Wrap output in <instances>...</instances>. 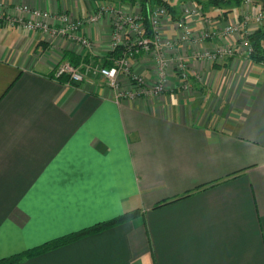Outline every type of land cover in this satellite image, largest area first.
Here are the masks:
<instances>
[{
    "label": "crops",
    "instance_id": "crops-1",
    "mask_svg": "<svg viewBox=\"0 0 264 264\" xmlns=\"http://www.w3.org/2000/svg\"><path fill=\"white\" fill-rule=\"evenodd\" d=\"M97 4L0 0V9L86 16ZM242 5L201 12L225 23ZM110 22L83 25L90 58L105 54ZM193 26L204 30L200 18ZM200 50L178 49L189 87L170 76L157 98L119 99L106 85L56 77L65 54L84 59L74 42L0 24V260L138 210L15 264H264V61L201 63ZM133 69L155 80L148 56Z\"/></svg>",
    "mask_w": 264,
    "mask_h": 264
},
{
    "label": "built area",
    "instance_id": "built-area-1",
    "mask_svg": "<svg viewBox=\"0 0 264 264\" xmlns=\"http://www.w3.org/2000/svg\"><path fill=\"white\" fill-rule=\"evenodd\" d=\"M242 4L241 15L225 23L203 15L200 7L192 4L180 5L175 19H171L166 7L155 6L150 10L151 33L145 28L141 6L121 0L118 3L98 1L86 16L29 6H17L16 14H12L1 8L0 24H19L26 30L40 31L51 39L65 38L77 44L84 55H93L95 43L82 32L83 25H94L109 16L110 42L104 55L123 47L118 56L109 58L111 64L103 63L101 57L104 55L83 59L78 64L63 59L57 65L55 75L59 79L66 78L67 84L106 85L116 93L117 98L135 100L159 97L165 91L170 76H174L179 85L189 87V66L187 57L178 54L180 44L198 45L201 50L194 58L201 63H222L236 56L252 58L255 49L251 35L264 26V9L257 0H242ZM199 18L204 30L197 34L193 21ZM167 26L175 30V36L165 34ZM219 37L226 39L227 44L203 48L206 40ZM141 56H148L154 63L156 73L152 83L133 69L134 62ZM196 76L203 80L197 73ZM127 83L131 87H126Z\"/></svg>",
    "mask_w": 264,
    "mask_h": 264
},
{
    "label": "trees",
    "instance_id": "trees-1",
    "mask_svg": "<svg viewBox=\"0 0 264 264\" xmlns=\"http://www.w3.org/2000/svg\"><path fill=\"white\" fill-rule=\"evenodd\" d=\"M125 2H130L133 5L139 4L141 6V12L144 17V24L145 28L149 33H151V28H150V23H149V17H150V10L151 8L155 6H164L168 9L171 19H175L177 12L179 10V6L181 5L180 3H174L171 0H123ZM198 4L201 3L200 0H195ZM238 2H241L242 0H237ZM221 2H225L228 4L232 3L233 0H227V1H219V0H211L209 4H217L220 5ZM203 7V6H202ZM264 27V26H263ZM261 27L258 30H256L252 35H251V42L252 45L254 46L255 52L252 54V59L258 60V61H264V28ZM123 50V47L120 46L117 50L109 52L107 55H104L101 57L103 59V63L106 65H110L111 61L109 58L112 56H118L121 51ZM63 59H68L74 64H78L81 59L80 56L78 55H70V54H65V57ZM84 59L90 60V56L87 54L84 56ZM78 84V83H76ZM139 211L138 210H132L128 211L122 216L115 218L113 220L103 222L96 224L95 226H92L90 228L75 232L73 234H70L69 236H65L61 239H56L51 242L46 243L45 245L32 249L30 251L17 254L11 257L3 258L0 260V264H15L18 263L19 261L23 260L24 258L27 257H32L36 256L42 252H45L47 250H50L52 248H55L57 246L63 245L67 242L73 241L75 239H78L80 237L97 233L103 230H106L108 228H111L115 225H118L122 222L128 221L138 215Z\"/></svg>",
    "mask_w": 264,
    "mask_h": 264
},
{
    "label": "rangeland",
    "instance_id": "rangeland-1",
    "mask_svg": "<svg viewBox=\"0 0 264 264\" xmlns=\"http://www.w3.org/2000/svg\"><path fill=\"white\" fill-rule=\"evenodd\" d=\"M94 1L118 3L120 0H94ZM121 1H123V0H121ZM171 1L174 2V3H177L178 2V4L180 3L181 5L182 4H192V5H196V6L200 7V10L202 11L201 7L204 4H206V3L208 4L211 0H200L201 3H199V4L195 0H171ZM258 3L264 9V2L262 0H258ZM226 6H227V3H225V2H221L220 5H217V4L212 3L211 4V13L210 14L217 13V11H221Z\"/></svg>",
    "mask_w": 264,
    "mask_h": 264
}]
</instances>
